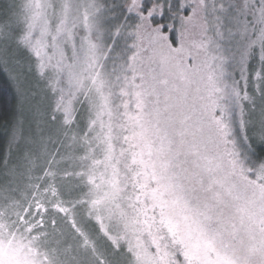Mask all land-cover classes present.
<instances>
[{
  "label": "snow or ice",
  "instance_id": "obj_1",
  "mask_svg": "<svg viewBox=\"0 0 264 264\" xmlns=\"http://www.w3.org/2000/svg\"><path fill=\"white\" fill-rule=\"evenodd\" d=\"M0 72V264H264V0H0Z\"/></svg>",
  "mask_w": 264,
  "mask_h": 264
},
{
  "label": "trees",
  "instance_id": "obj_2",
  "mask_svg": "<svg viewBox=\"0 0 264 264\" xmlns=\"http://www.w3.org/2000/svg\"><path fill=\"white\" fill-rule=\"evenodd\" d=\"M15 104V89L6 73L0 72V145L6 139L5 123L11 118Z\"/></svg>",
  "mask_w": 264,
  "mask_h": 264
}]
</instances>
